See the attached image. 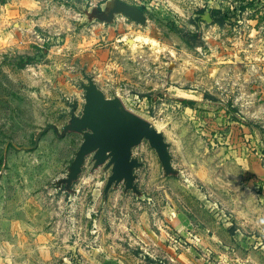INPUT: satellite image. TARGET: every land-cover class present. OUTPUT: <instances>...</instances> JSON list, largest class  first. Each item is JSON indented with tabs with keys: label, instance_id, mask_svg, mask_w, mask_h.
I'll list each match as a JSON object with an SVG mask.
<instances>
[{
	"label": "rangeland",
	"instance_id": "rangeland-1",
	"mask_svg": "<svg viewBox=\"0 0 264 264\" xmlns=\"http://www.w3.org/2000/svg\"><path fill=\"white\" fill-rule=\"evenodd\" d=\"M233 1L0 0V264H264V0ZM90 82L168 168L144 139L130 187L93 153L73 175Z\"/></svg>",
	"mask_w": 264,
	"mask_h": 264
},
{
	"label": "water",
	"instance_id": "water-1",
	"mask_svg": "<svg viewBox=\"0 0 264 264\" xmlns=\"http://www.w3.org/2000/svg\"><path fill=\"white\" fill-rule=\"evenodd\" d=\"M115 14H122L140 24L145 22V15L138 7L124 2H115L107 16L102 18L111 21ZM196 17L205 23H212L209 12ZM84 89L86 104L83 116L68 127L82 134V142L72 164L73 175L79 172L84 158L93 153L97 165L107 160L112 165L108 186L124 180L127 187H130L134 180L133 170L138 166L132 157V150L144 139L157 152L164 167H169L167 144L149 122L137 115L126 113L118 99L105 98L93 83L90 82Z\"/></svg>",
	"mask_w": 264,
	"mask_h": 264
},
{
	"label": "trees",
	"instance_id": "trees-1",
	"mask_svg": "<svg viewBox=\"0 0 264 264\" xmlns=\"http://www.w3.org/2000/svg\"><path fill=\"white\" fill-rule=\"evenodd\" d=\"M242 4V1L241 0H235L233 1V8L232 9H238V7ZM245 8V6H241V10H243ZM140 10L143 12V9L140 8ZM199 14H203L204 11L203 10H199L198 11ZM210 15H211V18H212V23H220V24H223L225 21L229 20L230 17L232 16L231 15V11L229 9H226L224 11H211L209 12ZM173 31H175L176 33H178L181 37V39L183 41H187L188 40V37H190V35L188 33H182L180 31H178L176 28L172 27ZM183 103L185 104H192L191 102L189 101H182Z\"/></svg>",
	"mask_w": 264,
	"mask_h": 264
},
{
	"label": "crops",
	"instance_id": "crops-1",
	"mask_svg": "<svg viewBox=\"0 0 264 264\" xmlns=\"http://www.w3.org/2000/svg\"><path fill=\"white\" fill-rule=\"evenodd\" d=\"M263 201H261V204H262ZM263 205V204H262ZM264 206V205H263Z\"/></svg>",
	"mask_w": 264,
	"mask_h": 264
}]
</instances>
